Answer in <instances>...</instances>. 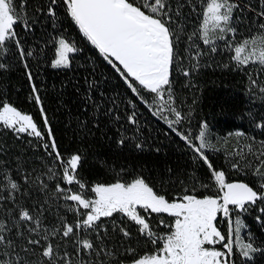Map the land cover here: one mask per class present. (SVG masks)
Masks as SVG:
<instances>
[{"label": "snow or ice", "instance_id": "1", "mask_svg": "<svg viewBox=\"0 0 264 264\" xmlns=\"http://www.w3.org/2000/svg\"><path fill=\"white\" fill-rule=\"evenodd\" d=\"M245 12L250 15L245 17ZM61 17L135 96L128 123L137 124V101L153 110L189 155L206 166L208 182H199L195 175L191 186L177 180L181 191L173 194L171 181L166 188L163 181L156 184L123 168L111 182L83 177L85 156L80 149L67 151L57 140L31 63L47 61L52 69H68L83 51L60 26ZM39 24H44L46 39L28 45L21 33L32 34ZM221 42L223 51L234 53L231 60L237 69L256 65L264 71V0L255 5L250 0H0V71L9 68L10 59L22 65L28 99L40 115L38 122L0 94V130L17 140L27 137V144L40 152L34 157L39 168H29L23 153L14 160H0V264H237V256L242 264H250L257 253L264 254L251 233L247 242L242 239L247 225L234 215L264 203V140L257 142L239 130L228 134L248 141L232 150L230 164L236 171L251 170L260 180L256 189L244 181H230L224 169L214 166L206 154L215 150L206 120L198 123L196 132L191 125L183 128L192 107L185 109L174 76L191 81L203 67H211L201 61L221 51ZM249 80L264 93V85L251 73ZM94 87L89 82L90 92ZM87 99L91 101L90 94ZM108 112L120 119L113 108ZM256 127L264 128V121ZM126 139L122 134L117 143L123 146ZM134 146L143 148L141 143ZM4 155L6 149L0 147ZM32 192L42 193L44 200ZM53 204L65 215L53 212ZM259 212L264 215V207ZM67 213L73 214L71 221ZM221 219L227 221L226 232L218 226ZM255 219L264 228L261 216Z\"/></svg>", "mask_w": 264, "mask_h": 264}, {"label": "trees", "instance_id": "2", "mask_svg": "<svg viewBox=\"0 0 264 264\" xmlns=\"http://www.w3.org/2000/svg\"><path fill=\"white\" fill-rule=\"evenodd\" d=\"M250 2L256 4V0ZM244 15L248 17L250 14L245 12ZM61 20L60 26L71 33L83 51L76 54L68 69H52L47 61L39 65L34 60L31 63L57 140L67 151L80 149L85 156L81 169L83 177L93 182H111L115 173L123 168L126 172L142 173L156 184L163 181L166 188L171 181L173 194L181 191L177 180L191 186L190 177L195 175L200 178L199 182H208L206 166L189 155L184 143L153 110L146 109L137 101V124L128 123L127 116L134 110L130 101L135 100V96L93 46L79 36L78 30L65 18L61 17ZM44 32V24H39L34 33L21 35L28 45H35L42 44L43 39H46ZM47 33L51 35L53 30L47 28ZM218 48L221 51L211 54L210 60L205 58L201 61L202 64L210 63L212 66L203 67L194 74L191 81H186L179 74L174 76L175 88L185 100V109L188 105L192 107L191 119L184 122L183 128L188 129L191 125V131L196 132L198 123L206 120L209 129L215 133L239 130L245 132L246 137H255L257 142L264 140V128L256 127L264 121V93L259 91V87H252L249 80L251 73L260 85H264V71L256 65L237 69L231 60L232 52L223 51L222 42ZM204 50L208 51L206 47ZM7 62L9 68L0 71V94L18 108L32 113L40 122L37 106L28 99L30 89L22 65L15 59ZM89 82L95 83L91 92ZM186 83L195 84V87H184ZM89 94L91 101L87 99ZM193 100L195 104H192ZM95 105L100 106L98 110ZM109 108L115 110L119 120L108 112ZM122 134L128 139L120 146L117 141ZM27 139L24 137L23 140H17L11 132L0 130V147L6 149V155L0 156V160H14L23 153V159L29 161V168H39V162L34 157L39 156L40 152L34 151L27 144ZM223 141L224 144H216L215 150H206L214 166L224 169L230 181H244L259 189L260 180L251 174V170L242 168L236 171L230 164L234 159L232 150L248 141L235 137L223 138ZM137 143L143 144V148L136 149L134 145ZM167 169H171V173ZM214 191L213 186L209 194ZM32 195L44 200L42 193L32 192ZM261 207H264V203L258 202L255 206H249L246 212L234 214H238L247 225L241 232L242 239L247 242L248 233H251L256 245L264 248V228L255 219L261 216L264 221V215L259 212ZM52 209L53 212L59 210L60 215H65L56 204L52 205ZM67 216L71 221L73 214L67 213ZM116 219L119 221V217ZM218 226L222 231H227L226 220L221 219ZM115 239L119 240L120 237ZM236 260L237 264H242L241 257L237 256ZM250 264H264V254L257 253Z\"/></svg>", "mask_w": 264, "mask_h": 264}, {"label": "rangeland", "instance_id": "3", "mask_svg": "<svg viewBox=\"0 0 264 264\" xmlns=\"http://www.w3.org/2000/svg\"><path fill=\"white\" fill-rule=\"evenodd\" d=\"M234 53H232V55H233ZM229 133H224V134H218V133H215V132H213L212 130H210L209 129V139L211 140V142H212V144L214 145V146H216V144L218 143V142H220V144H224L223 142V138H227V137H229V135H228ZM234 215H236V214H234Z\"/></svg>", "mask_w": 264, "mask_h": 264}]
</instances>
